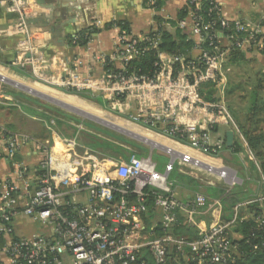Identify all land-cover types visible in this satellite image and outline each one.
<instances>
[{"label": "built area", "instance_id": "obj_1", "mask_svg": "<svg viewBox=\"0 0 264 264\" xmlns=\"http://www.w3.org/2000/svg\"><path fill=\"white\" fill-rule=\"evenodd\" d=\"M188 3L200 8L203 0ZM0 6L16 14L13 32L20 36V51L40 52L42 57L40 47L33 44L35 36L29 25L38 5L32 0H0ZM211 14L217 19L206 21L190 8L177 25L195 46L188 54L159 51L152 75L128 67L134 59L158 48L160 37L122 32L111 57L96 56L106 63L119 61L120 70L106 69L101 77L94 78L77 67L61 86L98 91L115 99L111 105L130 120L158 128L165 136L181 139L211 156H218L225 147V139L213 138V129L227 125L241 139L248 158L256 161L227 105L224 89L230 52L264 54V31L259 23L224 17L217 0L211 2ZM207 41L209 48L203 46ZM22 61L35 62L31 58ZM204 84L214 88V100L202 94ZM45 115L52 128L56 119ZM0 136L5 139L4 157L15 173L14 179H0V237L6 241L1 255L7 264H130L143 248L161 264L172 253L196 264L235 263L237 247L230 227L236 218L226 223L214 216L210 228L198 239L172 233L181 224L182 212L191 225L198 208L208 206L215 211L221 202L210 203L208 197L197 193L191 203H183L170 180L172 164L165 171L159 170L152 151L143 155L134 152L125 158L89 148L76 137H55L51 145L49 140L42 143L27 132L8 133L0 128ZM27 143L42 156L36 166L17 158ZM167 151L181 164L190 163L188 155ZM199 164L217 175L225 173ZM229 179L230 185L236 181ZM261 184L263 194L255 199L260 204L255 222L264 230L263 174ZM19 215L39 223L43 232L15 235L13 222Z\"/></svg>", "mask_w": 264, "mask_h": 264}, {"label": "crops", "instance_id": "obj_2", "mask_svg": "<svg viewBox=\"0 0 264 264\" xmlns=\"http://www.w3.org/2000/svg\"><path fill=\"white\" fill-rule=\"evenodd\" d=\"M32 1H34L38 5V13L29 19V25L33 29L35 36V40L33 44L40 47V51L43 54L42 57L40 55V52L37 53L34 51L32 52L23 51L24 50L23 48L22 51H20L18 45L20 36L13 32L14 29L13 25L16 22L15 21L16 14L8 11L5 6H0V53L3 56V59L9 62V64L7 65L0 63V74L3 75L4 77H7L5 78V80H2L0 78V80L4 82V83L0 82V86H3L0 87V89H2L0 90V128L4 129L8 133L26 132L24 130L25 128L26 129L32 128V130H35L37 128L35 126L36 124L35 120L37 119L36 115L40 114L39 110H37L33 106H30L31 102H26V101L24 102L21 98L24 99L27 98L20 94L26 93L32 96L34 99L37 98L40 99L42 102H47L51 104V102L47 101L45 98L27 92L24 89L20 88L19 86L13 84L12 82L17 83L21 86H26L30 89L39 91L41 93H44L51 98L66 103L67 105L75 106L81 111L99 117L100 119H103L108 123L114 125H117L116 123L118 124L122 123L127 126H131L133 128H139L135 125L128 124L126 122L114 119L109 116L99 115L93 110L92 107L88 105L79 104L76 101L53 96L52 94L44 92L39 88L33 86L30 82H36V83L42 82V84L48 85L49 86L48 88L54 86L51 87L50 89H55L56 91L64 92L62 91L63 90V86H61L62 82L66 80L70 75V73L74 72V70L77 67H78L77 70L83 71L82 73L84 74L90 75L94 78L101 77L104 74L106 67L109 66L110 64L115 67L121 66L120 62L116 60H110L109 62L110 64H109L96 59L97 55H105L106 59L111 57L114 54L117 45L119 43V37L121 35L120 28L117 26L106 28L105 25L107 23L117 20H126L128 21L130 26V34L134 36L142 37L149 34L153 30H157L159 24L155 21V16L160 15L166 20L176 21V25H173L170 21H166V20L163 21V23H161L162 27L174 32L176 30V26L178 27L177 24L178 21L180 20V19L178 20V15L181 9L187 6L188 0H162L163 4L160 10H157L153 7L154 0H32ZM217 1L220 4L221 14L224 17L228 19H242L244 21L251 23H259L264 31V0H217ZM88 26H92L99 29L98 32L92 34V37L89 40L88 44L86 45L71 44L70 36L73 37L74 34H78V32L83 27H88ZM243 53L245 55V60L237 63L228 62V64L231 65L232 68H234L235 65L240 66L242 65V63H247L249 62V59H252L254 62H260L264 67V54L247 53L244 51ZM24 58H31L32 60H35V62L33 63L29 61L21 64L20 59L21 62H23L22 60ZM231 67L228 66L229 69H231ZM18 68H20L21 70L20 69L17 70ZM87 91L92 93L93 95L100 96L103 99L107 100V103L109 105H111V103L115 101V99H110L98 91H92V90H87ZM27 100H32V99L28 97ZM32 102L34 101L32 100ZM108 104L102 106L108 109ZM55 106L58 105L55 104ZM109 111L124 118H127V120L131 121L132 123L142 128L161 133V131L158 128H152L142 123L130 120L127 114H124L123 112H120L117 109L109 110ZM44 116L48 118L46 115ZM93 122H95V126L94 124L91 125L86 122L85 124H82L83 128L77 127L78 129H75V131L81 137L83 135V134L80 135L81 132L86 131L96 134L106 140L112 141L113 143L125 147L127 149V158L134 152L143 155L152 151L153 158L155 160L156 155L160 153L156 151L154 152V149L156 147L152 148L151 145L147 147L143 144L146 145L149 144L134 137V136L142 137L143 135H139L127 129V136H125L113 128L104 126L100 123H97L96 121ZM57 123L59 122L56 121V124L53 125L51 128V123L49 120H47L46 121L47 132L45 131V128L42 129V127L41 128L39 127L36 132L37 135L36 134L35 135L32 134L33 136L31 134L30 135L42 143L47 142V140H49L51 145H53L55 137H59V138L68 137L66 136V134H60L59 132H57L56 129ZM73 126L74 125H72V127ZM220 126L221 125L213 129V138L215 140L221 138V139H225L226 141V134L227 131L229 130V127L227 125H222L224 126V130L220 131ZM41 129L43 130V132L41 131ZM40 131L41 133H39ZM44 132L46 133V136L47 133H49V135L46 137ZM256 133L262 134L264 136V131H262L261 129L259 130L256 129ZM149 134L151 136H145V135L144 136L157 139L158 141L170 146H175L171 141L168 140L166 141L163 138L153 135L151 133ZM121 136L125 138L121 140L120 138H123ZM244 138L246 139L249 145V141L247 140V137L245 135ZM173 139H176L178 141L181 140L177 138H173ZM4 140L5 139H3L0 136V179L8 178V177L14 179L15 178L14 168L11 162L4 157V150L2 146ZM234 142H237L246 151V149L244 148V144H242L241 142V139L237 141L235 135H234ZM182 143L186 144V142H182ZM157 148L167 151V149L166 148L163 149V147H157ZM250 149L253 152L256 161L251 160L250 158L249 160L252 161V163L255 165L260 175L262 174L264 175L261 161L259 160L256 154V150H254L251 147ZM225 152H229L230 154H232L233 157L231 158L226 157L227 155ZM236 154H239V152L234 153L231 150L226 149L224 147V149L221 151V153L218 156H214V157H221L224 160V162L226 159H228L235 166L232 167H234L238 172L242 171L243 176L246 175L242 177L241 180L242 183L240 182L239 186H237L236 189H234V191L237 192L239 191L241 193L242 199L232 209L231 217L229 220H226L224 218L225 209H224L223 201H221L219 197L210 196L208 191L209 189L214 188L217 189L219 192L221 190L226 192H231L233 189H227L228 187H225V185L231 184L229 183V181L231 180H225L219 177L218 175L206 173L200 169L191 166L190 168L192 170L201 172L205 175H209L210 179L215 181V184L212 183L211 181L210 182L212 184H208V183L200 182L197 179L190 176L189 174L185 173L182 169L183 164H181V166L179 165V169H176L178 170L177 172L182 176H186L190 179H193L194 181L196 180L195 182L199 184V190L193 191L192 189L187 188V185L182 186L175 184L173 181H171L177 196L183 203H191L195 195L200 192L203 193L202 192L203 190L206 192V194L205 193L203 194L206 197H208L210 203L214 204L215 201L221 202V207L219 209L217 208L215 211L213 207H208V206L204 208H198L196 210L193 216L194 224L190 225V227H194V229L192 230V232H189V234L187 235L189 239L200 238L202 236V233L208 230L212 225L214 216L216 218L219 217L223 222L226 223H229L234 218H236L235 222L231 225L233 226L232 228H234L241 221H246L254 218L255 214L254 211L250 210V205H256V206L258 205L259 207L260 204L255 202V199L258 196L259 191L258 188L256 187V184H254L255 181H253L251 177H249L251 176V174L247 172L248 167L241 159H239L240 157H235ZM163 155H165L164 157L168 159L163 169H159V162L155 160L157 162V167L159 170L165 171L169 166V164H172L171 170L175 165H176L175 167L178 168L179 163L176 161H179V159L175 158L177 159L175 161V159H173L172 156L171 159H169L168 155L166 154ZM17 158L18 160L23 161L28 166H36L41 161L42 156L40 154L35 153L34 145H31V143H27L23 145L22 148L19 150ZM211 160L212 161H207V162L219 166H225V164H218L217 162L219 161L218 159H211ZM244 170L246 171L245 174L243 173ZM195 171H192V174H196ZM253 171H254V167H253ZM188 173L190 172L188 171ZM180 216L182 219V223L185 224L187 218L186 213L182 212ZM22 221L33 222V219L24 215H19L18 217H16L13 222L15 235L29 236L34 233H39V232H32L31 230H28L25 227H24V229H26L25 231H20L18 226L21 227L20 222ZM230 230L234 239L241 237V234L237 231H233L234 229H231V227ZM194 233L197 234L198 237L193 236L195 235ZM1 259H2V264H7L4 261V257L2 255H1ZM184 259L185 261H188L186 257H184Z\"/></svg>", "mask_w": 264, "mask_h": 264}, {"label": "trees", "instance_id": "obj_3", "mask_svg": "<svg viewBox=\"0 0 264 264\" xmlns=\"http://www.w3.org/2000/svg\"><path fill=\"white\" fill-rule=\"evenodd\" d=\"M212 0H203V3L201 4L200 8H197L193 4H187V6L183 7L178 15V20L186 17L191 9H196V11L204 18V20L209 19H217L216 15L211 14L210 15V7H211ZM162 0H154L153 7L157 10H160L162 7ZM163 17L160 15L155 16V21L159 24L157 30L151 31L149 34L154 36L160 37V43L158 45V48L152 49L149 52L145 53L143 56H140L136 59H134L129 64V69L135 70L140 74H148L152 75L155 71V61L158 59V52L159 51H165L171 54L176 53H184L188 54L192 51L193 47L195 46V42L193 39L189 38V35L187 32H185L180 27L176 26V30L170 31L168 29H165L161 26V23L165 21ZM170 21L173 25H176V21L173 20H166ZM119 27L120 32H127L130 33V26L128 21L126 20H117L110 23H107L105 25L106 28L110 27ZM219 27V25H217ZM98 28L88 26L83 27L78 32V37L74 38L70 36V42L74 45H86L88 44L89 40L92 37V34L95 32H98ZM205 48H209V42L203 44ZM245 60V55L243 51L240 50H232L229 54L228 62H240ZM0 63L7 65L9 62L3 59V56L0 53ZM229 65V64H228ZM18 68L17 70H19ZM106 69H114L115 71L120 70L118 67H115L113 65H109L106 67ZM21 70V69H20ZM20 75V74H19ZM202 94L207 100H214L213 94L215 93L214 88L211 84H204L202 86ZM64 93V92H62ZM76 94L78 96L84 97L82 99H78L77 102L79 104H85L93 108H101L103 111L107 112V109L103 107L102 105H107V100L103 99L100 96L93 95L92 93L88 91H77L75 89L70 90V92L64 93V94ZM55 96V95H53ZM58 97V96H56ZM258 99L256 102H254L253 106L250 109L251 115H248L247 117V129L245 128L246 125L241 126L243 128V132L245 136L247 137L249 144L251 148L256 150V154L261 161L262 170L264 173V136L262 134H257V124L264 122V116L259 118V116H255V113L257 110H259L258 106H260V102H262V96L259 93ZM74 101V100H72ZM96 102V103H95ZM263 111L264 108H261ZM108 113V112H107ZM112 116L117 117L118 119L122 120L123 122H126L128 124L134 125L131 123L127 118H124L122 116H119L113 112H109ZM69 118V117H67ZM59 125L64 124L62 121H58ZM130 122V123H129ZM92 127V126H91ZM145 129V128H143ZM147 132L159 136L160 133L145 129ZM78 131V130H77ZM82 137H80L77 132L69 137H76L79 142L89 148L101 151L106 154H115L118 156H123L127 158V149L123 146H120L116 143H113L112 141L106 140L96 134L90 133V132H81ZM260 135V136H259ZM117 138V137H116ZM121 140L124 138H120ZM168 141H171L172 143H178V140L169 138ZM225 148L231 150L234 153H238L241 150V146L234 142L232 147H228L225 141ZM160 154V153H159ZM163 154V153H161ZM160 154V155H161ZM157 156V155H156ZM208 157H211L210 159H217L214 158V156L205 155ZM167 163V160L159 161V168L163 169L165 164ZM176 166V165H175ZM173 166V169L170 172V179L175 184L178 185H187V188L192 189L193 191L199 190V184H197L193 179H190L186 176H182L179 174L176 170L177 167ZM194 177H196V174H192ZM209 195L213 197H219L221 201L224 203V209H225V215L224 218L226 220H229L231 217L232 209L235 207V205L242 199L241 193L238 191L232 190L231 192H226L221 190L220 192L217 189H209ZM152 200L149 199V203H151ZM250 210L254 211V218L241 221L235 226V231L239 232L241 234L240 238L234 239V244L237 247V250L235 253L236 261L234 264H264V230L260 228L257 223L255 222V216L259 214L260 207L258 205H250ZM194 227H190V224H183L181 220V224L179 226L175 227L172 231L173 234L178 236H184L188 238L189 232H192ZM157 230L160 234H162L163 231H161L160 227H157ZM193 234V233H192ZM195 234V233H194ZM195 237H198L197 234L193 235ZM6 241L3 237H0V264H2L1 259V251L5 245ZM142 262H145V264H161L157 263L154 259L152 253L148 248H143L138 253L136 259L132 261L130 264H141ZM163 264H196L193 261H185L184 257L175 254H170L167 261Z\"/></svg>", "mask_w": 264, "mask_h": 264}, {"label": "rangeland", "instance_id": "obj_4", "mask_svg": "<svg viewBox=\"0 0 264 264\" xmlns=\"http://www.w3.org/2000/svg\"><path fill=\"white\" fill-rule=\"evenodd\" d=\"M228 66L231 67V65H226V68H228ZM30 83L33 86L39 88L40 90H42L44 92H47L49 94H52V95H55V96H58L61 98L74 100L76 102L78 99L84 98V97L78 96L76 94H70L69 95V93H68L66 95L62 92L56 91L55 89H50L51 87H54V86H51L50 88H48L49 86L46 84H42V82H40L42 85L40 83H36V82H30ZM0 87H3V86H0ZM57 89H59V88H57ZM0 90H2V89H0ZM70 90H72V89H63L62 91L67 93V92H70ZM224 91H225L224 94H225V99H226L227 105H228L235 121L237 122V124L240 127L243 125H246L245 128L247 129V117H248V115H251L250 109L253 106L254 102L257 101V99H258L257 96L259 93L262 96V102H260V106H258L259 110L256 111L254 117L259 116V118H261L264 116V110L263 111L261 110V108H264V67L262 66V64L260 62H254L252 59H249V62H247V63H242V65H240V66L235 65L234 68L231 67V69H229L227 71V85L225 86ZM21 93H23V92H21ZM20 95L26 97L27 99H28V97L30 99H32L34 102H32V100H27V99L21 98L24 102L25 101L31 102L30 106L35 107L37 110H39V113H40V114L36 115L37 119L35 120L36 121L35 126L37 128L35 130H32V128H27V129L25 128L24 129L26 132H28L31 135L32 134L37 135L36 132H37L39 127L40 128L42 127V129L45 128V131L47 132L46 121L49 120V118H46L44 116L45 114L51 115V117L53 119H56L57 122L60 120L64 123L61 125H59V123H57V127L56 126L55 127L57 129V132H59L60 134H66V136H71L74 133H76L75 129H78L77 127H82V124H85L86 122L91 124V125L94 124V126H95V122L88 120L85 117L84 113L70 112L72 110L69 111V110L64 109L60 106H55V104L53 105L52 103L49 104L47 102H42L40 99H37V98L34 99L32 96H30L29 94H26V93H23ZM108 109L109 110H115L114 107L112 105H109V104H108ZM93 110L96 113H98L99 115H102V116L105 115V116H109V117H112L114 119L120 120L117 117L112 116L110 113L103 111L101 108L96 107V108H93ZM67 117H69V118H67ZM120 121H122V120H120ZM68 123H71V124H68ZM116 124L119 125L120 127L124 128V129H126V130L129 129L130 131H133L134 133H137L139 135L151 136L149 134V132H147L144 129L133 128L131 126H127V125L122 124V123H120V124L116 123ZM72 125H74V126L72 127ZM42 129H41V131L43 132ZM241 129L243 130L242 127H241ZM257 129L258 130L261 129L262 131H264V122L257 124ZM223 130H224V126L221 125L220 131H223ZM41 131L39 133H41ZM44 134L46 136L45 132H44ZM48 135H49V133H47V136ZM80 135H82V134H80ZM115 135H117V134H115ZM121 137H123V136H121ZM123 138H125V137H123ZM161 138H163V137H161ZM163 139L167 141V139H165V138H163ZM236 140L239 141V138L237 135H236ZM173 144L176 146V148L180 152L191 151L192 152L191 154L193 156H197V157L199 156V157H201V159H203L205 161H212L210 159L211 157L205 156V155L198 153L196 151H192L187 146H183V145H180L178 143H173ZM143 145H145L147 147L150 146V145H146V144H143ZM155 151L160 152V154L161 153L166 154L169 156V159H171V154L168 153L167 151H164V150L159 149L157 147L154 149V152ZM225 153L227 155L226 157H230V158L233 157L232 154H230L229 152H225ZM160 154L159 153L157 154V156L155 157V160H157L158 162L161 160H163V161L168 160L166 157H164L165 155H163V154L160 155ZM235 157H240L239 159H241L246 164V166L248 167L247 172H249L251 174V176H249V177H251V179L253 181H255L254 184H256V187L258 188V191H259L258 195L263 194L262 193L263 186L260 183L261 182V175L258 172V170L256 169L255 165L252 163V161L249 160L247 152L241 147L239 154H236ZM214 158H217L219 160V161H217L218 164H225V166L222 167L223 169L220 168V170H224V169L231 170L229 177L236 178L235 183H233L231 186H230V184L225 185V187H228L227 189H233V190L236 189V187L239 186L240 182L242 183V181H241L242 177H244L246 175L243 176L242 171L238 172L234 168L235 166L228 159H226L224 162V160L221 157H214ZM177 159H175V161ZM176 162L179 163L178 164V169H179V165L181 166V163L179 161H176ZM232 166H234V167H232ZM190 167H191V165H183L182 169L185 173L189 174L190 176H192L193 178L197 179L200 182L208 183V184H212V183L215 184V181L210 179L209 175H205L201 172H197L195 170H192ZM253 167H254V171H253ZM188 171L190 173H188ZM192 171H195L196 177H194V175H192ZM224 171H227V170H224ZM243 173L245 174L246 171L244 170ZM202 192L206 194V192L204 190ZM262 204L264 205V202ZM20 225H21V227L18 226L20 231H25L26 229H24V227L27 228L28 230H31L32 232L42 233L44 230L43 227L40 224H37L36 222H34V220H33V222L22 221V222H20ZM232 227L233 226H231V229H234L233 231H235V227L234 228H232Z\"/></svg>", "mask_w": 264, "mask_h": 264}, {"label": "bare ground", "instance_id": "obj_5", "mask_svg": "<svg viewBox=\"0 0 264 264\" xmlns=\"http://www.w3.org/2000/svg\"><path fill=\"white\" fill-rule=\"evenodd\" d=\"M0 76L1 77H4L3 75H1L0 74ZM4 78H7V77H4ZM0 82H2V83H4L3 81H1L0 80ZM21 86V85H20ZM24 87H26V86H24ZM26 88H28V87H26ZM28 89H30V88H28ZM33 90V89H32ZM33 91H36V90H33ZM36 92H38V93H41V92H39V91H36ZM41 94H44V93H41ZM44 95H46V94H44ZM48 96V95H47ZM49 97V96H48ZM51 98V97H50ZM52 99H54V98H52ZM55 101H59V100H57V99H54ZM73 107H75V106H73ZM76 108V107H75ZM78 109V108H77ZM80 110V109H79ZM107 112L109 113L110 111L107 109ZM96 117V116H95ZM97 118H99V117H97ZM103 120V119H102ZM106 122V121H105ZM131 122V121H130ZM129 122V123H130ZM108 123V122H107ZM132 123V122H131ZM111 124V123H110ZM134 124V123H133ZM135 126H137V127H139V128H141V129H143L142 127H140V126H138V125H136V124H134ZM145 130V129H144ZM132 132V131H131ZM137 135V134H136ZM142 137H144V138H146V139H148L150 142H152L153 144H155V145H157V146H160V147H163V148H166V149H168V150H170V151H172V153H174V154H177V153H180V154H186V155H188L189 156V158H190V163L188 164V165H191V166H193V167H195V168H197V169H200V170H202V171H204V172H206V173H211V174H215V173H213V172H211L210 170H207V169H205V168H203L199 163H202V164H205V165H208L209 167H211V168H213V169H220V168H222L223 166H219V165H216V164H213V163H210V162H207V161H205V160H203V159H201V158H199V157H196V156H193L191 153V151H183V152H180L175 146H170V145H167V144H165V143H162V142H160V141H158L157 139H153V138H151V137H145V136H142ZM160 137H163V138H165V139H171V137H168V136H165L164 134H162V133H160ZM178 144H180V145H183V146H187V147H189V149L190 150H192V151H196V152H198V153H201V154H203V155H208V154H206V153H203V152H200V151H197V150H195V149H193V148H191L189 145H186V144H184V143H182V142H180V141H178ZM223 169V168H222ZM224 170H227V171H225V173H223V175L222 176H220V175H218L219 177H221V178H223V179H225V180H230L229 179V174H230V171L231 170H228V169H224ZM215 175H217V174H215Z\"/></svg>", "mask_w": 264, "mask_h": 264}, {"label": "water", "instance_id": "obj_6", "mask_svg": "<svg viewBox=\"0 0 264 264\" xmlns=\"http://www.w3.org/2000/svg\"><path fill=\"white\" fill-rule=\"evenodd\" d=\"M28 55H29V54H28ZM0 78H1L2 80H5V78H3V77H0ZM6 80H7V79H6ZM12 83L15 84L16 86H19L20 88L24 89L25 91L30 92V93H32V94H34V95H38V96H40V97H42V98H45L47 101H49V102H51V103H53V104H56V105H58V106H60V107H62V108H64V109H67V110H69V111L72 110V111H70V112H73V113H74V112H77V113H78V112H79V113H84V115H85L86 118L91 119V120H93V121H96L97 123H100V124H102V125L108 126V127H110V128H113V129H115L116 131H118L119 133H121V134L127 136V130L124 129V128H122V127H119V126L114 125V124L107 123V122H105L104 120H102V119H100V118H97V117H95V116H93V115H90V114L84 112V111H81V110H79V109H77V108H75V107H73V106H71V105H67L66 103H64V102H62V101H55L54 99L48 97L47 95H44V94L38 93V92L33 91L32 89H28V88H26V87H24V86H20V85L17 84V83H14V82H12ZM133 136H134V135H133ZM134 137L137 138V139H139V140H141V141H143V142H146V143L149 144V145H151L152 148L160 147V146H156L155 144H153L152 142H150L148 139H145V138H143V137H139V136H138V137L134 136ZM226 144H227L228 147H232L233 144H234V132H233L232 129H229V130L227 131V134H226ZM163 149H164V148H163Z\"/></svg>", "mask_w": 264, "mask_h": 264}]
</instances>
